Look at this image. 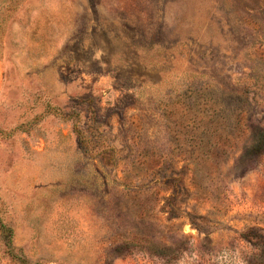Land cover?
Returning <instances> with one entry per match:
<instances>
[{"label": "rangeland", "instance_id": "rangeland-1", "mask_svg": "<svg viewBox=\"0 0 264 264\" xmlns=\"http://www.w3.org/2000/svg\"><path fill=\"white\" fill-rule=\"evenodd\" d=\"M0 264H264V0H0Z\"/></svg>", "mask_w": 264, "mask_h": 264}, {"label": "trees", "instance_id": "trees-1", "mask_svg": "<svg viewBox=\"0 0 264 264\" xmlns=\"http://www.w3.org/2000/svg\"><path fill=\"white\" fill-rule=\"evenodd\" d=\"M0 230L1 234L3 236V239L6 241V244L8 246L11 245V236H12V229L7 227L4 223L0 224Z\"/></svg>", "mask_w": 264, "mask_h": 264}]
</instances>
